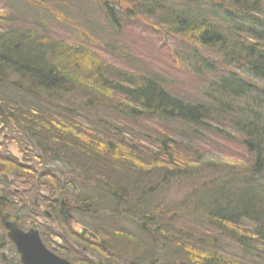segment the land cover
<instances>
[{
    "label": "trees",
    "instance_id": "16d2710c",
    "mask_svg": "<svg viewBox=\"0 0 264 264\" xmlns=\"http://www.w3.org/2000/svg\"><path fill=\"white\" fill-rule=\"evenodd\" d=\"M2 1L0 136L22 157L0 152V264H20L4 212H21V226H38L72 263L100 264L53 238L68 236L104 264H264V0H94L99 18L69 0ZM117 14L185 41L183 67L202 81L196 97L97 57L100 43L114 53L99 37L104 22L120 34ZM220 134L243 150L240 163L201 148ZM178 183L189 193L168 200ZM42 204L60 231L35 225L48 219ZM74 221L96 241L72 231ZM224 240L240 252L226 254Z\"/></svg>",
    "mask_w": 264,
    "mask_h": 264
},
{
    "label": "rangeland",
    "instance_id": "374dc122",
    "mask_svg": "<svg viewBox=\"0 0 264 264\" xmlns=\"http://www.w3.org/2000/svg\"><path fill=\"white\" fill-rule=\"evenodd\" d=\"M78 4L81 7L88 6V8L92 9L95 8L94 6V0H69V4ZM5 2L0 0V11H7L6 8L4 9ZM98 11L96 10V13L93 14L94 17H98ZM118 16V14H117ZM101 20V19H100ZM104 20V19H103ZM117 22L120 23V25H123L124 28L121 29L120 34H116L113 32L112 28L109 26L108 23L104 22L103 27L105 28L104 36L100 35L99 38H101L104 42H110L113 45L114 53H111L108 50L106 51L105 43L103 45H97L96 47H93L98 54L97 57H100L101 59L106 60L108 63L110 62L111 66H113L117 70H125L127 72L139 71L143 72V70H146L147 72H154L159 75L160 78H162V81L164 82V85L167 88H171L173 91L179 92L181 95L185 96H192L196 97V95L199 93L202 81L196 76L193 75L183 67V49H185V45L183 42L180 41V39L176 35H169L161 26L159 27L156 25L152 20H146L144 18L135 17V18H129L128 20L126 18L117 17ZM56 25V23H54ZM53 30L59 31L56 27L52 28ZM70 34L65 35L67 38L73 42L74 40H77L75 37L80 36L78 33H76V29L70 28ZM57 35H60L56 33ZM72 35L74 38H72ZM64 36V35H63ZM64 36V37H65ZM98 44V43H97ZM125 47V55H128L131 59L127 60L125 55L123 56L122 52H120L119 47ZM201 54L210 57L212 60L217 58V54H214L213 51L206 50L200 51ZM211 76H205L204 78H209ZM111 121V119H109ZM114 120V119H112ZM227 127V126H226ZM1 129V128H0ZM142 129V126L140 127ZM230 129H228L229 131ZM231 131V130H230ZM126 135L125 138L130 141V138L132 133L134 134V131H130L129 129L123 131ZM150 137L154 138L155 135L153 133H149ZM224 134H221L219 136L212 135L207 136V142L201 146V148L206 152L208 155V158L213 157V160H222L223 162H229L238 164L243 159V150L238 147V143L236 141H231V139H228ZM149 137V136H148ZM149 139V138H148ZM140 145L145 148L148 147L149 149L151 146L147 145L145 142H140L139 139H136ZM151 141V139H149ZM8 142V143H6ZM5 142V139L0 136V145L3 146L0 147V152H9L12 155H14L16 158H21V152L18 145H16L13 142H10L7 140ZM146 145V146H145ZM34 166V165H33ZM195 166V164H194ZM220 170V169H219ZM221 171V170H220ZM225 172V171H224ZM221 171V173H224ZM202 175V174H201ZM23 186L21 184H18L17 187L14 188L16 192L19 193V191L22 192ZM191 187L190 185L185 184H176L175 186L171 187L168 191V200L175 199L176 201L182 200L185 198L187 193H189ZM41 192V191H40ZM46 191H42V195H45ZM166 194V192H165ZM1 196V195H0ZM17 206H21V200L22 197H12ZM7 210V209H5ZM10 212L13 211V209H9ZM7 211V212H9ZM40 212L47 211L46 207L42 204ZM4 216H6V213L4 212ZM15 213V212H14ZM14 213H10L11 216H16L17 213L14 215ZM48 225L51 228H55L57 231L59 230V224L56 221H53L51 223V220L49 221L46 218H40L37 219L35 225ZM72 231L77 232L78 234L82 232L83 225L76 223L75 221L71 225ZM31 227L38 228V226H25L24 229H31ZM2 228L3 224H2ZM5 233V231H4ZM87 237V236H86ZM89 238V237H88ZM53 242H56L59 245H69V248L72 250L71 252H78V250L82 251L83 245L79 242H76L75 240H71L68 236H65L64 242L59 238H53ZM93 241V240H92ZM68 242V243H67ZM227 240H224V242L221 243L222 247L224 246L226 250V254L229 253H237L240 252V249L238 248H231L232 245H226ZM67 246V245H66ZM77 249V250H76ZM91 250V249H90ZM92 251V250H91ZM76 256V254L74 255Z\"/></svg>",
    "mask_w": 264,
    "mask_h": 264
},
{
    "label": "water",
    "instance_id": "95a60500",
    "mask_svg": "<svg viewBox=\"0 0 264 264\" xmlns=\"http://www.w3.org/2000/svg\"><path fill=\"white\" fill-rule=\"evenodd\" d=\"M45 214L52 219L53 215L49 211H45ZM20 220L21 212H18L14 219H11L10 214H6L1 220L8 240L15 246L20 257V264H74L67 258L50 251L43 242L41 232L32 227L23 229ZM81 231L82 235L89 234L93 240H96L97 236L87 228L84 227Z\"/></svg>",
    "mask_w": 264,
    "mask_h": 264
},
{
    "label": "flooded vegetation",
    "instance_id": "af4514ba",
    "mask_svg": "<svg viewBox=\"0 0 264 264\" xmlns=\"http://www.w3.org/2000/svg\"><path fill=\"white\" fill-rule=\"evenodd\" d=\"M85 236H87L86 238H90L91 239V237H90V235L89 234H87V235H85ZM77 250V249H76ZM92 250V249H91ZM88 247H83V249H82V252H84V254H87V256H89L92 260H93V257H95L96 258V255H94L93 256V251H91Z\"/></svg>",
    "mask_w": 264,
    "mask_h": 264
},
{
    "label": "bare ground",
    "instance_id": "6f19581e",
    "mask_svg": "<svg viewBox=\"0 0 264 264\" xmlns=\"http://www.w3.org/2000/svg\"><path fill=\"white\" fill-rule=\"evenodd\" d=\"M19 192H21V191H19Z\"/></svg>",
    "mask_w": 264,
    "mask_h": 264
}]
</instances>
